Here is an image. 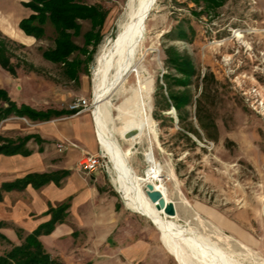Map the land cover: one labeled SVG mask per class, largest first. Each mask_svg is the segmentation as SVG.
Masks as SVG:
<instances>
[{"label":"rangeland","instance_id":"rangeland-1","mask_svg":"<svg viewBox=\"0 0 264 264\" xmlns=\"http://www.w3.org/2000/svg\"><path fill=\"white\" fill-rule=\"evenodd\" d=\"M27 1L0 0V31L17 71L13 75L0 65V88L17 106L65 108L85 97L95 109L96 58L102 45L116 37L127 0H83L101 5L107 16L100 43L81 56L89 61L77 80L42 57V50L53 46L49 27L40 39L19 28L31 12ZM82 25V31L89 27L86 21ZM179 30L184 37L177 36ZM76 41L82 44L81 37ZM137 60L146 71L141 80H151L152 126L130 138L117 136L125 150L137 144L130 163L143 177L154 168L167 201L176 205L170 218L232 262L264 264V0H222L213 8L202 0H158ZM137 82L132 73L124 91L110 95L109 127L122 126L117 107ZM173 96L185 99L179 111L172 108ZM79 114L95 122L90 109L72 115ZM19 121L27 129L34 124ZM106 160L102 171L120 203L122 224L128 221L136 240L148 246L147 258L134 264H178L162 243L161 231L126 206L108 155ZM7 248L0 245L1 254Z\"/></svg>","mask_w":264,"mask_h":264},{"label":"crops","instance_id":"crops-1","mask_svg":"<svg viewBox=\"0 0 264 264\" xmlns=\"http://www.w3.org/2000/svg\"><path fill=\"white\" fill-rule=\"evenodd\" d=\"M32 123L27 129L21 121L10 119L1 128L0 135L5 138L32 136L25 143L28 154H0V190L3 183L29 173L65 170L66 174L59 183L50 180L39 187L28 184L1 190L0 245L9 249L20 244L25 235L51 218L50 208L67 201L63 219L50 233L39 236L52 258L65 264H134L145 260L148 246L143 239L136 240L128 221L122 224L120 203L108 176L102 170L93 174L81 171L79 149L59 152L54 146L67 138L95 152L101 142L93 118L63 114Z\"/></svg>","mask_w":264,"mask_h":264},{"label":"bare ground","instance_id":"bare-ground-1","mask_svg":"<svg viewBox=\"0 0 264 264\" xmlns=\"http://www.w3.org/2000/svg\"><path fill=\"white\" fill-rule=\"evenodd\" d=\"M152 1L127 0L122 18L118 23L116 37L103 44L97 55L93 115L101 147L112 164L114 182L126 206L148 218L161 231L162 243L176 258L178 264H240L232 262L220 248L195 234L190 230L191 228L183 226L158 210L146 194V185L152 183L166 199V192L158 182L159 176L153 170L154 168H150L145 177L140 176L129 160L134 146L125 150L119 143L118 135L130 138L132 133H138L142 127L150 129L152 126L151 80L146 78L141 80L140 76L146 71L137 60L142 49L146 21L158 2L155 0L149 8ZM132 73L136 76L138 87L128 88L129 94L117 107L122 126L113 129L108 126L112 106L109 100L110 95L123 92L125 83Z\"/></svg>","mask_w":264,"mask_h":264},{"label":"trees","instance_id":"trees-1","mask_svg":"<svg viewBox=\"0 0 264 264\" xmlns=\"http://www.w3.org/2000/svg\"><path fill=\"white\" fill-rule=\"evenodd\" d=\"M191 1L198 2L199 0ZM202 1L213 8L220 5L222 0ZM24 5L31 12L27 17L19 21V28L26 35L40 39L46 33L47 27H49L52 31L53 46L43 49L41 52L42 57L48 61L60 64L68 78L77 80L79 73L86 70L89 61V59L81 58V56L86 53L88 46L95 47L102 39V28L107 11L99 4H89L83 2V0H29L24 2ZM83 21L89 24V27L84 31H82ZM177 36L184 37L185 34L179 30ZM77 37L82 38V44L76 41ZM5 39L7 38L0 31V65L11 74L16 75V67L11 61L14 54L8 49ZM172 99L174 100L173 107L179 111L181 103L185 99L175 96ZM168 106L167 103L165 107L168 108ZM73 113L74 111L68 109L56 108L36 110L25 103L17 106L9 98L7 92L0 88V120L16 115L26 117L31 122H35ZM154 115L157 117L155 113ZM31 136L27 134L14 140L0 135V154H28L30 150L25 148V143ZM65 174V170L51 173H29L14 182L3 183L1 190L22 188L28 184L39 187L50 180L59 183V178ZM67 208V201L50 208L48 213L51 214V218L47 222L40 224L31 233L25 235L20 244L12 245L10 249L0 254V264H65L59 259L52 258L46 252L39 236L50 233L54 225L63 219Z\"/></svg>","mask_w":264,"mask_h":264},{"label":"built area","instance_id":"built-area-1","mask_svg":"<svg viewBox=\"0 0 264 264\" xmlns=\"http://www.w3.org/2000/svg\"><path fill=\"white\" fill-rule=\"evenodd\" d=\"M66 109L74 111L73 114H78L84 110L90 109L92 115L94 106H93V102L91 103L89 99L85 97H77L67 104ZM7 119L23 120L28 124L31 123L26 117L12 115L10 117L0 120V128L3 122L6 121ZM55 146L59 152L65 151L68 148L79 149L81 151V158L79 160V169L86 174H93L107 167V163H108L106 160L107 155L106 152L101 147L100 143L98 150L94 153L89 152L84 148H81L78 143L67 138L57 141Z\"/></svg>","mask_w":264,"mask_h":264},{"label":"water","instance_id":"water-1","mask_svg":"<svg viewBox=\"0 0 264 264\" xmlns=\"http://www.w3.org/2000/svg\"><path fill=\"white\" fill-rule=\"evenodd\" d=\"M154 2H155V0L152 1L149 8L152 7ZM172 108H174V107H172ZM133 146L136 148L137 144H134ZM146 194H147L148 198L150 199V201L155 204V207L158 210H162L163 213L166 214L167 216H173L176 214V209H175V205H174L173 201H171V200L166 201V199L162 195L161 191L156 189L152 183H148L146 185Z\"/></svg>","mask_w":264,"mask_h":264}]
</instances>
